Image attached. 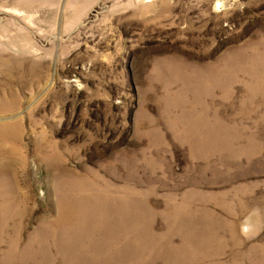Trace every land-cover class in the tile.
I'll return each instance as SVG.
<instances>
[{"label":"rangeland","instance_id":"1","mask_svg":"<svg viewBox=\"0 0 264 264\" xmlns=\"http://www.w3.org/2000/svg\"><path fill=\"white\" fill-rule=\"evenodd\" d=\"M0 264H264V0H0Z\"/></svg>","mask_w":264,"mask_h":264}]
</instances>
